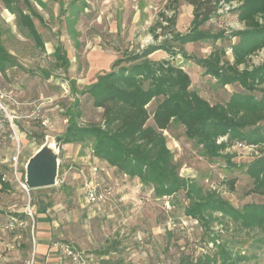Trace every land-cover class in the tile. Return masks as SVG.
Masks as SVG:
<instances>
[{"label": "rangeland", "instance_id": "1", "mask_svg": "<svg viewBox=\"0 0 264 264\" xmlns=\"http://www.w3.org/2000/svg\"><path fill=\"white\" fill-rule=\"evenodd\" d=\"M30 2L43 16V21L37 16L33 19L44 47L37 44L21 25L18 13L8 10L0 0V43L17 57L20 64L9 68L6 74H0V99L13 118L9 130L0 135V174L9 184L3 187L0 181V264H47L48 259L50 263L52 260L71 264L63 253L66 244L81 253L85 264H98L103 256L97 251L111 243H117V247L105 257H122L131 264H179L184 254L197 256L202 253L209 228L185 214L189 198L184 190L170 196H157L153 185L142 183L139 177H131L96 156L94 137L86 136L84 141L75 142L71 147L57 138L65 135L69 113L75 110L76 100L82 112L78 124L104 123V109L94 106V97L88 91L83 93L89 84H85L89 76L110 71L118 59L129 58L150 44H160L172 36L173 30L174 33L191 30L193 18L189 20L184 14V0L176 4L171 0ZM13 6L14 10L18 6L29 12L24 0H16ZM225 13L226 18H213L214 27L209 23L203 28L229 32L243 27L235 12L226 10ZM171 17L175 18V25L168 22L167 18ZM161 23L167 27V35L163 34ZM154 32L159 34L158 38L154 37ZM237 40L232 37L191 42L184 45L190 57L185 58L179 51L172 56L175 64L189 72L191 89L212 104L225 103L232 93L247 91L238 82L221 85L194 59L207 57L214 48L226 46L227 56L233 61L231 44ZM59 43L70 58L68 66L56 58L55 48ZM178 48L174 43V50ZM158 54L172 58L165 49ZM115 55L118 57L114 61L108 60ZM263 62L264 48L251 56L248 65L252 68ZM133 63L125 60L116 68ZM254 93L258 97L262 95L260 90ZM161 100L162 97L152 99L147 105L149 111L153 112ZM45 120H48L46 124ZM148 124H153L152 117ZM163 133L181 176L195 180L205 190H216L235 207L264 200L263 196L251 192L253 179L247 173V165L264 156V143L253 145L237 140L236 143L249 145L250 150L235 145L227 149L235 154L232 161L236 166L230 167L222 156L212 159L204 156L202 145L186 135L181 123H171ZM47 136L56 137L60 148L58 183L27 191L21 183L25 180L26 163L46 142ZM19 148L21 153L16 163L13 156ZM84 177L94 179L109 192L98 215L89 211L82 199L80 190ZM233 178L236 180L231 189ZM39 208H46L53 223L38 222ZM12 217L17 221L13 230L7 227ZM214 224L215 230L223 229L219 223ZM234 226L231 222L224 228L222 238H231ZM237 235L236 247L250 251L251 240L242 237L247 231H237ZM39 241L48 242L46 251L39 249ZM255 264H264V251Z\"/></svg>", "mask_w": 264, "mask_h": 264}, {"label": "trees", "instance_id": "2", "mask_svg": "<svg viewBox=\"0 0 264 264\" xmlns=\"http://www.w3.org/2000/svg\"><path fill=\"white\" fill-rule=\"evenodd\" d=\"M2 1L7 8L18 13L21 25L37 44L44 47L33 19L37 16L43 21V16L31 6L30 1L24 0L30 12L18 6L14 10L16 0ZM178 1L171 0L174 4ZM184 1L194 6L191 30L186 33H174L173 30L170 38L166 37L160 44H150L129 58L118 59L110 71L98 75L83 93L88 91L94 97V106L104 109V123L78 124L82 112L76 100L75 110L69 113V126L63 143L82 142L86 136H92L96 156L131 177H139L142 183L153 185L157 196H170L181 190L187 193L189 202L185 214L205 224L209 228L207 240L216 243L214 249L197 256L184 254L179 264H255L264 251V200L246 202L242 208L235 207L216 190H205L195 180L181 176L163 131L173 122L181 123L185 126L186 135L202 145L204 156L210 159L222 156L230 167L236 166L232 161L235 154L227 149L237 140L248 144L264 143V62L252 68L248 65L251 56L264 48V0ZM235 2L238 3L236 6ZM226 5L230 6V12L236 13L243 27L229 32L203 28L209 23L214 27L212 18L225 16ZM167 19L171 25L176 24L174 17ZM159 25L166 34L167 27L162 23ZM154 37L158 38L159 34L154 32ZM232 37L238 38L231 44L233 61L227 56L226 46L214 48L207 57L194 59L221 85L238 82L247 91L232 93L225 103L212 104L191 89L189 72L175 64L173 57L176 51L185 58L190 57L184 48L189 42ZM174 43L178 44V50H174ZM159 49H165L173 57L150 59V55ZM55 55L62 64L69 65L62 45L56 48ZM125 60L134 63L117 69L116 65ZM18 65L17 57L0 43V72L6 74L9 68ZM242 65L243 68L240 67ZM256 90L262 92L261 97L256 96ZM157 97H162V100L150 112L147 105ZM151 117L153 124H148ZM247 173L253 179L251 192L264 198V156L252 160L247 165ZM235 180H230L231 189H234ZM0 181L3 187L9 186L2 174ZM215 222L223 229L231 222L235 224L231 238H222V232L215 230ZM244 230L247 235L242 237L251 240L250 251L236 247L237 231ZM217 239L221 241L218 243ZM116 247L117 243H111L99 249L98 254L103 257L98 264H131L122 257H105Z\"/></svg>", "mask_w": 264, "mask_h": 264}, {"label": "built area", "instance_id": "3", "mask_svg": "<svg viewBox=\"0 0 264 264\" xmlns=\"http://www.w3.org/2000/svg\"><path fill=\"white\" fill-rule=\"evenodd\" d=\"M238 3H234V6H236ZM230 6L226 5L225 10H229ZM48 120H45L44 123L46 124ZM10 123L13 124V118L10 117V113L8 112L7 107L3 104L2 100L0 99V135L5 134L9 129ZM14 129V128H13ZM16 134V131H15ZM18 138V135H17ZM19 141V140H18ZM237 147H240L241 149L245 150H250L248 147L249 145H246L242 142L234 144ZM254 145V144H253ZM254 147V146H253ZM20 148L18 149V152L13 156V160L18 163L19 157H20ZM97 167H94V170H96ZM21 183L23 187L27 190L30 191L25 180H21ZM84 189H83V197L85 200V203L87 204H101L104 203L108 200L109 198V192H107L105 189L102 188V186L95 181L94 179H88L84 183ZM29 213L32 214V210L29 205ZM16 219L15 217H12L8 224L7 227L11 230H13L16 226ZM219 231L222 232L223 229H218ZM218 243L221 241L220 239L216 240ZM215 241L213 240H207L205 249L203 252H208L211 251L212 249L215 248ZM63 253L70 259L71 264H85L82 255L79 251L76 250V248L70 244H66L63 246Z\"/></svg>", "mask_w": 264, "mask_h": 264}, {"label": "water", "instance_id": "4", "mask_svg": "<svg viewBox=\"0 0 264 264\" xmlns=\"http://www.w3.org/2000/svg\"><path fill=\"white\" fill-rule=\"evenodd\" d=\"M57 138L63 142L64 136ZM57 138L47 136L46 142L28 159L24 178L29 190L50 187L58 183L60 148Z\"/></svg>", "mask_w": 264, "mask_h": 264}, {"label": "crops", "instance_id": "5", "mask_svg": "<svg viewBox=\"0 0 264 264\" xmlns=\"http://www.w3.org/2000/svg\"><path fill=\"white\" fill-rule=\"evenodd\" d=\"M30 1V0H29ZM4 3V2H3ZM31 3V2H30ZM184 6H183V8H184V14L186 15V17L189 19V20H192V18H193V11H194V6L193 5H191V4H189V3H187L186 1H184ZM32 6V5H31ZM33 7V6H32ZM7 8V7H6ZM8 10H10L9 8H7ZM29 10V9H28ZM12 12H14V11H12ZM30 12V11H29ZM226 16V15H225ZM225 16H223V17H217V18H220V19H222V18H226ZM39 18V17H38ZM181 18V14L178 16V20ZM40 19V18H39ZM237 19V18H236ZM212 21H213V18H212ZM238 21V20H237ZM35 22V21H34ZM239 22V21H238ZM38 29V28H37ZM191 42H189V43H187V44H190ZM59 45H62L63 46V44L62 43H59L57 46H56V48L59 46ZM56 48H55V50H56ZM63 49H64V47H63ZM158 52L160 53L161 52V49H159V50H157V51H155L154 53H152L151 55H150V57H153L154 59L155 58H161V59H163V58H166V56H157V55H159L158 54ZM118 56H112V57H108V60L110 59H112L113 61L117 58ZM69 58V57H68ZM103 60L104 59H106V58H102ZM159 60V59H158ZM69 64H70V58H69ZM13 67H15V66H13ZM7 73V72H6ZM0 74H3V73H1L0 72ZM97 75H93L92 77L91 76H89V81L88 82H86L85 84H87V83H89V84H91V83H93V82H95L96 80H97ZM88 84V85H89ZM73 143H75V142H73ZM73 143H65V144H67V147H71L72 145H73ZM76 143H78V142H76ZM81 145V144H80ZM89 178H87V177H84V179H83V182H82V187H81V190H80V193L83 195V189H84V183H85V181H87ZM82 199L84 200V197L82 196ZM84 202H85V200H84ZM85 204V206H87L88 207V210L90 211V210H93L94 211V213H95V215L97 214L98 215V213H100L101 211H102V206L105 204V203H101V204H87V203H84ZM49 213V212H48ZM46 214V208H43L42 210H41V208H39V221L38 222H40V223H43V224H46V223H53V218L51 217V215L50 214ZM90 213V212H89ZM221 214V213H220ZM188 216V215H187ZM191 217V216H190ZM38 244H39V249H41V251H46V249L47 248H45V246L47 245V247H49V244H48V242H45V241H39L38 242ZM98 252V251H97ZM66 256V255H65ZM67 257V256H66ZM47 264H60L59 262H57V261H52L51 260V263H50V260L48 259V263Z\"/></svg>", "mask_w": 264, "mask_h": 264}]
</instances>
